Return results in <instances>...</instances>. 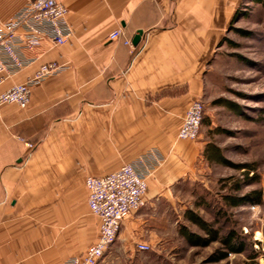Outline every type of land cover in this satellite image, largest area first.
<instances>
[{"label":"crops","instance_id":"obj_1","mask_svg":"<svg viewBox=\"0 0 264 264\" xmlns=\"http://www.w3.org/2000/svg\"><path fill=\"white\" fill-rule=\"evenodd\" d=\"M27 1L0 0V21ZM241 1L63 0L69 41L24 51L34 62L0 89L25 83L42 65L64 66L33 88L26 109L1 110L0 264H65L84 254L100 231L86 179L151 149L166 162L148 180L146 206L124 220L98 264H158L156 247L178 230L179 186L203 158L202 143L177 138L181 123L205 95L209 63ZM139 243L151 251H138Z\"/></svg>","mask_w":264,"mask_h":264},{"label":"rangeland","instance_id":"obj_2","mask_svg":"<svg viewBox=\"0 0 264 264\" xmlns=\"http://www.w3.org/2000/svg\"><path fill=\"white\" fill-rule=\"evenodd\" d=\"M206 80L203 124L194 140L202 143L203 158L195 178L179 186L178 230L168 243L156 247L155 254L162 257L158 264H264V197L260 204L240 208L225 204L226 196L264 190V0L241 1L209 63ZM211 145L221 152V163L207 159ZM200 201L205 208L198 206ZM220 209L224 215H219ZM187 210L217 229L220 239L234 230L245 250L216 261L225 248L220 241L196 243L209 235L187 220ZM184 227L193 241L181 232Z\"/></svg>","mask_w":264,"mask_h":264},{"label":"built area","instance_id":"obj_3","mask_svg":"<svg viewBox=\"0 0 264 264\" xmlns=\"http://www.w3.org/2000/svg\"><path fill=\"white\" fill-rule=\"evenodd\" d=\"M69 11L63 0H28L25 6L7 22L0 21V89L5 80L17 75L34 60L27 59L24 51H32L49 39L56 46L67 43L73 34L68 22ZM121 30L113 32L110 39L118 40ZM132 45L131 42H126ZM64 66L56 63L42 65L33 78L4 92L0 91L1 110L5 105L26 109L31 103V92L40 83L59 75ZM203 103L196 100L182 120L177 138L194 141L203 122ZM166 162L157 149L139 156L135 161L122 165L120 170L104 177H88V207L99 218V236L80 257H71L65 264H98L116 240L125 219L146 206L148 180ZM138 251L149 252L151 247L137 245Z\"/></svg>","mask_w":264,"mask_h":264},{"label":"trees","instance_id":"obj_4","mask_svg":"<svg viewBox=\"0 0 264 264\" xmlns=\"http://www.w3.org/2000/svg\"><path fill=\"white\" fill-rule=\"evenodd\" d=\"M257 1H259L260 3L262 2V0H257ZM206 152H207L208 160L210 159V160L219 161L220 163L222 162L221 152H219L218 148H216L215 146H212V145L208 146ZM239 189L240 188L237 187V190ZM263 197H264V190L263 191L256 190L253 193L246 195V196H239V197L232 196V195L226 196L225 204L230 206L231 208H240V206H244L249 203L260 204L262 202ZM198 204H199L198 206L200 207L203 206L205 208L203 201H200V203ZM223 212L224 211L220 209L219 215H224ZM185 216L189 222H191L193 225L199 226L200 229H202L209 235L208 239H203L201 241H197L196 243L202 244V245H210L214 241H220L222 243L226 252L224 251L223 253H220V255L215 258L216 261L226 260L230 253L241 254V252L245 250V243L243 239L238 237L236 233L234 232V230L227 232L224 238L220 239V236H219L220 232L217 229H214L210 227L209 225H207V223L204 222V220L197 213L195 214L194 211L187 210ZM181 232L186 237H188L189 240L193 241L192 238L189 236L188 230L185 227L182 228ZM262 247L264 248V243L262 244ZM257 256L258 255H255L252 259H256Z\"/></svg>","mask_w":264,"mask_h":264},{"label":"water","instance_id":"obj_5","mask_svg":"<svg viewBox=\"0 0 264 264\" xmlns=\"http://www.w3.org/2000/svg\"><path fill=\"white\" fill-rule=\"evenodd\" d=\"M141 35H142V32L139 31V32L137 33V35L135 36V43H136V44L141 40V38H140Z\"/></svg>","mask_w":264,"mask_h":264}]
</instances>
